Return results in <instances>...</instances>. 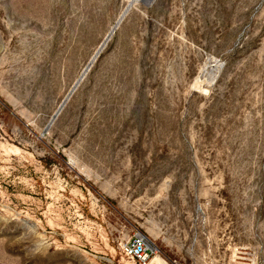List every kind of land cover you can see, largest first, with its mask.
<instances>
[{"label": "rangeland", "instance_id": "1", "mask_svg": "<svg viewBox=\"0 0 264 264\" xmlns=\"http://www.w3.org/2000/svg\"><path fill=\"white\" fill-rule=\"evenodd\" d=\"M131 1L0 0V264H264V0Z\"/></svg>", "mask_w": 264, "mask_h": 264}, {"label": "built area", "instance_id": "2", "mask_svg": "<svg viewBox=\"0 0 264 264\" xmlns=\"http://www.w3.org/2000/svg\"><path fill=\"white\" fill-rule=\"evenodd\" d=\"M125 256L137 260L141 263H147L154 250L147 239L142 236H135L132 240L123 245Z\"/></svg>", "mask_w": 264, "mask_h": 264}, {"label": "bare ground", "instance_id": "3", "mask_svg": "<svg viewBox=\"0 0 264 264\" xmlns=\"http://www.w3.org/2000/svg\"><path fill=\"white\" fill-rule=\"evenodd\" d=\"M134 1V0H133ZM136 1V0H135ZM137 1H140V0H137ZM141 1H143V3H145L147 6H149L150 5V3H151V0H141ZM119 23V21L116 23V25Z\"/></svg>", "mask_w": 264, "mask_h": 264}, {"label": "water", "instance_id": "4", "mask_svg": "<svg viewBox=\"0 0 264 264\" xmlns=\"http://www.w3.org/2000/svg\"><path fill=\"white\" fill-rule=\"evenodd\" d=\"M133 0L129 3V5H128V8L126 9V11L125 12H127L131 7H132V5H133ZM125 14V13H124ZM124 14H123V16H124Z\"/></svg>", "mask_w": 264, "mask_h": 264}]
</instances>
